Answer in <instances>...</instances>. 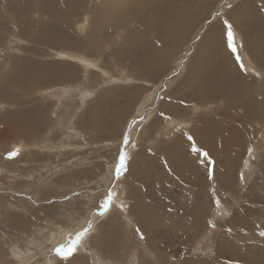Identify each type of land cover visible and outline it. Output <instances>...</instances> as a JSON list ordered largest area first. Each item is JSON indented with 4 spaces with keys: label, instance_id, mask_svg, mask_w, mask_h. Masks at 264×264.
<instances>
[{
    "label": "rangeland",
    "instance_id": "374dc122",
    "mask_svg": "<svg viewBox=\"0 0 264 264\" xmlns=\"http://www.w3.org/2000/svg\"><path fill=\"white\" fill-rule=\"evenodd\" d=\"M128 1L132 4L137 2V0ZM104 2L109 5L107 0H0V117L2 120L0 121V130L7 135L12 133L11 136L17 138L16 141L5 139V142L0 143V166L3 165L0 167V171L3 172H0V196L2 197V199L0 198V209H10V212H2L9 214V218L23 216L21 222L24 224L21 229L15 228L19 231L15 233L8 229L9 226L6 229L5 222L0 217V246H3V249L7 248L4 251V255H6L5 264H83L79 262H86V264H131L132 262V264H198L196 260L199 258L204 259L207 264H211L210 261L218 243L215 237L217 236V240L218 235L221 234L228 237L226 231L228 226L225 224L231 220L232 212H238L234 213L235 219L245 215L239 212L242 205L240 197L256 177L260 163L264 158V102L254 101L260 112V117L254 118L247 124L246 129L249 132L242 133L243 136L249 133L251 142L250 146L248 145L245 149L246 156H243V160L240 161L233 193L231 189H227L223 190L221 194L218 193L215 199L211 195L208 201L211 206L209 208L212 209L210 217L205 216L203 222L202 220L196 221L187 218L189 223L201 222L197 227H189L190 230H194V236L179 234L176 231L178 228L175 229L176 223L168 222L166 227L157 228V231L152 235L155 239V245L161 251H165V255L157 253L147 240L150 235L149 231L146 227L143 231L141 224H138L137 221L140 218L147 219L146 216L150 214L153 216L164 215L163 209L158 208L160 210L158 211L155 209L157 206H155L149 210L143 202L155 200V197H150V192L157 191L153 187L157 177L155 172L157 170L162 172L164 168L170 169V160L167 156H160L165 164L155 167L146 178L142 175L151 169L152 156L150 155L153 152L169 148L179 136H184L187 139L189 136L193 137L191 132L196 127L197 119L201 118L199 122H202L203 119L208 118L214 124L213 133L218 129L221 134L223 129L218 126L219 121L227 122L229 116L234 115V111L225 112L223 110L226 108L225 98H217L211 106H205L202 110L193 109L195 104H204L203 98L195 96L197 86L214 65L221 66L219 71L221 75L220 85L210 88L206 92L207 97L212 98L224 93L228 87L242 85L251 89L254 97L261 98V101L264 100V50L262 46H252L246 27L248 20L256 18L255 20L259 22L257 27L259 31H256L255 28L251 32L254 36H264V0H199L198 5L201 12L190 20L193 25L184 27L177 26L175 23L176 30L171 34L173 41L170 46L165 47L169 52L168 58L161 64L156 62L152 74L144 72L145 59L143 58H151L146 46H149L148 42L152 40L156 46H162L156 42H164V40L151 34L149 24L145 20L134 18L135 13H132L130 28L141 27V31L135 36L139 40L148 41L146 46L140 48L148 55H138L139 52L135 51V46H124L127 45L130 29L109 24V19L115 17L119 12L115 10L102 15L98 14L101 9L100 5H103ZM115 2L120 3L119 0H115ZM245 5L249 6L245 7ZM159 8L157 2L151 5L141 4L136 12L141 11L150 17L157 14L153 25L159 26L161 20ZM123 9L125 10V8ZM108 15L111 17L104 18ZM85 20H88V23L83 31L79 25L86 22ZM224 20L232 25L234 43L237 48L236 53H233L228 46L227 26L223 23ZM57 24L63 27L65 33L66 28L69 27L70 32L78 39L92 35L98 38L101 31L100 26H103L106 31L97 43L100 46H79L76 44L62 46L53 41V33L43 34L44 30ZM216 27H220L221 36H211V30ZM14 34L18 35L15 36ZM15 38L17 40L13 44ZM21 40L23 42H20ZM247 44L249 49H247ZM207 46H209L208 52L204 55L200 54ZM63 50L65 52L70 51L73 55L74 53H81L80 56L96 61L102 69L109 71L111 79L105 80L104 83L100 73L97 72L94 80L95 72H91V86H95L94 83L100 80L101 89L104 87L112 88L117 85L119 89L109 91L110 96L105 94L100 100V90L97 91L85 100L84 108L77 111L76 108L79 107L77 104L81 103L82 97L76 88L80 84L88 87L86 77L82 80L76 77L69 82H60L72 85L68 93V86L62 89V93L61 90L59 91V85L49 89L45 88L46 85L56 82H49V78H55L71 71L69 67L63 64V61L76 63L70 58L61 56ZM237 54L241 57L246 71L239 67V62L236 60ZM10 56L11 58H9ZM229 57H234L235 61L228 63L229 67L225 70V62ZM28 58L34 60L35 63L40 62L39 64L42 65L45 64L43 62H46L45 65L50 63H59V65L47 70V73H43L41 77H37L26 74L24 71L27 68ZM92 70L101 72L96 69ZM127 74H135L141 80L131 81L126 77ZM143 80L148 81L143 82ZM133 83H140L141 85L145 83L146 85L141 89L127 88ZM255 84H258L257 88L252 87ZM177 88L180 89L174 92ZM37 89H39L38 93H36ZM41 90L44 91L42 96ZM64 90L66 91L64 92ZM131 93L134 100L128 101ZM246 96L244 95V97ZM173 97L187 98L184 101L187 107L186 115L178 113L169 115V117L165 116V118L163 115L161 116V105L170 99L175 103L176 99ZM102 104L108 109L106 112H112L107 114L106 118L102 117L103 124L109 126V134L100 133L99 130L85 121L90 109L96 107L102 111ZM37 105L44 109L41 116L47 119L49 124H55L50 115H54V119L58 115L60 123L58 122L57 126L64 125L67 119L74 114L72 117L75 122L74 129L81 131L84 138H74L70 133L62 135L63 132H60L56 137H51L50 133H43L40 138L35 135L34 138L26 141L22 137L21 129L17 125H8L5 117L2 116L7 111H16L15 108L27 111ZM176 107L177 104L175 103L173 109ZM102 113L105 112L102 111ZM114 117H118L116 124L113 120ZM141 117L144 119L141 120ZM153 120L157 121V126L150 127L149 125ZM173 120L177 123L171 125ZM132 121H136V123L133 124ZM109 122L110 125H108ZM167 125L168 128L165 127ZM125 134L130 135V142L126 146L122 145V138ZM210 134L212 132L208 135ZM158 140L159 142H157ZM61 141L68 144L69 150L57 152L55 149L45 147V143L59 145ZM259 142L263 143L260 144ZM174 145L178 147L179 143ZM235 146L236 144L228 139L222 142L216 140L212 142V147L221 158L218 167L222 169L232 161L236 154ZM187 149H189L188 144ZM121 151H127L130 159L127 164V171L117 179L114 175V168L116 157ZM12 152H18V154L9 157V153ZM201 152L203 151L200 150L199 154ZM171 153L175 154L173 151ZM250 153L252 154L250 155ZM20 158L22 160L20 161L21 165L18 163ZM134 159L137 163H132ZM8 164L9 167H7ZM131 165L132 167L135 165L133 167L135 172L142 171L144 168L147 172L144 170V173L134 174L136 178L133 175L130 176ZM245 167L251 169L248 181H246ZM171 171L173 175L179 173L174 167ZM221 173L223 172H217L219 176H222ZM241 174H243V179L240 178ZM132 177L133 180H131ZM179 180L180 184L176 185L169 193L171 197L160 194L166 200L163 203L175 202L176 199L183 202L188 197V190L196 187L194 183L184 180L181 176ZM116 185L121 187L119 193L115 192L117 191L115 190ZM181 190L185 191L183 198L182 194L178 193ZM112 192H115L113 202L117 201V203L115 202L114 208L110 207V211H105L103 202L107 195H111ZM77 193L79 195H76ZM231 193L235 194L234 198H232ZM217 198L221 201L219 205L216 203ZM136 200L138 203L135 202ZM26 211L28 217L24 216L23 212ZM101 212L105 215L104 218L100 214ZM172 213H177V211L172 210ZM180 214L186 216V211L182 209ZM213 216L215 217L213 218ZM255 216L264 217L259 213H256ZM250 217L256 220L254 216ZM212 219L214 220L212 221ZM88 222H91L93 227L82 241L87 237L86 242L91 249L87 248V254H82L78 249L83 243L81 241L73 256L68 259L61 258L55 252V248L60 245H71L75 233L85 227ZM137 228L140 230L139 232L136 231ZM167 228L175 231H168ZM200 230H204V232L197 233ZM140 232L143 233V239H141ZM118 234H120L119 237ZM196 235L198 240L193 238ZM61 238L65 239L63 244H55L54 241ZM160 256H164L166 261H161V263ZM258 262L264 264V260H258ZM224 263L225 260H218V264Z\"/></svg>",
    "mask_w": 264,
    "mask_h": 264
},
{
    "label": "bare ground",
    "instance_id": "6f19581e",
    "mask_svg": "<svg viewBox=\"0 0 264 264\" xmlns=\"http://www.w3.org/2000/svg\"><path fill=\"white\" fill-rule=\"evenodd\" d=\"M107 1L109 2V5L106 4V2H104L103 5H100L101 9L98 11V14L102 15V14L114 12L115 10L117 12H119V14H117L115 17L110 18L109 19L110 22L109 21L108 22L110 25H116V26H119L120 28L126 27V28L130 29L129 36L127 39V45H124V46H132V47L135 46V48L137 49V50L135 49V51L139 52L138 55L146 56L149 54L151 56V58H149V57L143 58V59H145L144 72L147 74H152L151 72L155 70L154 65L156 62H159V64H161L165 60H167L169 52H168V50L165 49V47L170 46L172 41H173V38H172L173 35H171V34H173L176 30V26H174L175 23L177 26L191 27L193 24L190 20L192 18L196 17L201 12V8L198 5L199 0H137L136 4H132L128 0H119L120 3H118V4L115 2V0H107ZM154 2H157V5L160 7L159 8L160 9L159 16H160L161 20H160L159 26L153 25V21H155L157 14H154L153 16L150 17L144 13H141V11L136 12L139 5H141V4L151 5V4H154ZM170 2H171V4H170ZM246 6L247 5H245V7ZM123 8H125V10ZM132 13H135L134 18H138L140 20H145L149 24V28H150L149 31L151 30L150 31L151 34L157 35L159 38H162L164 40V42H161V41L156 42L158 45H162V46H156L154 43V40L148 42V41H144V40H139L138 37L135 36L136 34H138L141 31V27L130 28L132 25V17H131ZM109 17H111V16L108 15L107 17H104V18H109ZM255 19L256 18H254V19L252 18L251 20H248V22L246 24V27L248 30V35H249V40H250L252 46H262L263 50H264V36H256V35L254 36L251 32V30H254L255 28H256V31H259V28H257L259 26V22H257ZM87 23H88V20L86 22L80 23V25H79L80 29H82L84 31ZM28 24H29V22H28ZM27 26H24V27H27ZM100 29H101V31H100V35H98L99 36L98 38H95V35H92L89 37L78 39V38H76V36L73 33L70 32L69 27L66 28V33L63 32V27L60 24L53 25L49 29L44 30L43 34L53 33V37H52L53 41L61 44L62 46L73 45V44H76L79 46H100L97 43L100 41V37H102L104 32L106 31L103 26H100ZM21 30H22V28H21ZM211 32H212L211 36H221L222 35L220 27H216L214 30L212 29ZM14 35H12V36H14ZM17 35H15V36H17ZM33 35H34V33H33ZM72 35H73V37H72ZM18 38H19V36H18ZM16 40L17 39L15 38L13 41V44H15L14 42ZM10 42H12V41H10ZM20 42H23V41L21 40ZM147 42L149 43V46H146ZM18 44H20V43H18ZM22 44H24V43H22ZM142 46L148 47V50H147L148 54L146 52H144V50H140V48H142ZM247 49H249L248 44H247ZM208 50H209V46H207V48L203 52H201L200 54L204 55L208 52ZM62 53L63 54L61 56H65L67 58H70V59L74 60L76 63H74V62L71 63L69 61H65V62L63 61V64L66 65L67 67H69L71 69V71L69 73H66V74H60L55 78H49L48 79L49 82H51V81H56V82L53 84L46 85L45 88L49 89L50 87H53L55 85H59L58 86L59 91L61 90L60 92L62 93L63 92L62 89H64V87L68 86L69 87V89L67 88V93H68L70 91V87L72 85L64 84V83H60V82H69V81L74 80L76 77L79 80H82V78L86 77L85 80L88 81V82H86L88 87L82 86L80 84L78 86V88H76L82 97L81 103L79 102L80 104H77L79 106L76 108L77 111L83 109L84 105H85V100L88 97L92 96L93 94L97 93V91L100 90V92H99V100H100L105 94L108 95L109 91H112L113 89H119L118 85L115 87H112V88L104 87L101 89L102 85L99 84L100 80H98L94 83V85L96 84L95 86H91V84H90V82H91V80H90L91 74L90 73L91 72H95V75L93 76L94 80L96 79L97 72L100 73L102 78H103L102 80L104 83L105 80L111 79V75L109 74V71L107 69L106 70L102 69L99 66V63H97L96 61L90 60L89 58H87L85 56H80L81 53H79V54L74 53V55H73L70 51L65 52L64 50L62 51ZM9 58H11V56ZM9 61H10V59H9ZM234 61H235L234 57H232V58L229 57L225 62L226 65L224 66V69L226 70L229 67L228 63L234 62ZM39 63L40 62L35 63L34 60H30L28 58L27 68H26V70H24L26 72V74L41 77L43 73H47V70H50L53 67H58V65H59V63H50L47 65H45L46 62H43V63H45L44 65L39 64ZM220 67L221 66H219V65H214L211 68V70L209 71V73L206 76H204L202 78V80L200 81V83L198 84L197 94L195 96L203 98L204 104H200V103L195 104V105H193V109L202 110L205 108V106H211V104H213L212 102L215 101L217 98H225L224 104H226V108L223 110L225 112L234 111V115L229 116L227 122L226 121H219L220 124L218 126L222 127V129H223L222 133L220 134L218 129L216 132L213 133V130H214L213 122L211 120H209L208 118H205L202 120V122H199V119H201V118H199L196 121V127H194L193 131L191 132V134L193 135V138H194V143H193V141H189L184 136H179L178 139L174 140V142L171 144L170 147L167 146L169 148H163L161 150H158L155 153L153 152V154L150 155V156H152V159L150 161L151 162V169L148 172L146 170L149 163L147 164L146 169L144 168V170H146L145 172H147V173H144L143 172L144 170L135 172V168L133 169V167L135 165L133 167L131 165V170L129 168L130 173H131L130 176L133 175V177H135L134 174L144 173L142 175V177L146 178L147 175H149L150 173L153 172V169L155 167H160V164H165L164 161L161 160L160 156H167L168 160H170V164H169L170 167L167 166L170 169L164 168L162 170V172H160L159 170H157V172H155L157 177L155 179V186H153V187H155L157 191H154L153 193L150 192L151 193L150 197H155V200L153 201L154 203L153 202H143L149 210L153 209L155 206H157L155 208L157 210H158V208L163 209L162 212L164 213L165 218H164V215L163 216L158 215L159 216L158 217V216H153L150 214V215L146 216L147 219L144 220V219L140 218L139 221H137L138 224H141L143 231H145L144 227L147 228V230L150 233L147 240L152 244L153 248L160 255H162V254L165 255V251H161L159 249V247L155 245V239L153 238V235H152L153 233H155L157 231V228L166 227V224H168V222L169 223H176L177 225H176L175 229L178 228V229H176V231L179 234H182L183 236H189V235L194 236V234H195L194 230H190L189 227L190 226L197 227V225L198 224L200 225L201 222L200 223L199 222L189 223L187 218H190V219L196 220V221L202 220V222H203L205 216L210 217V212L212 209L209 208L210 202H208V201H209L211 195L215 199L216 196L218 195V193L221 194L223 192V190H227V189H231L232 193H233V191H234L233 186L235 185L234 181L236 178V174H237V171L239 168L240 161L243 160V156H246L245 149H247V146L251 142L250 134L248 133L247 135L243 136L242 133L248 131V129H246V126L250 121H252L254 118L260 117V112L258 111L257 105H256V103H254V101L260 100L259 102H264V100L261 101L262 100L261 98L254 97V95L252 93L253 91L251 89L245 88L242 85H234V86L228 87L226 92L218 94L217 96H214L212 98H209L206 96V92L210 88L220 85V79H221V75L219 74ZM2 69H4V68H2ZM92 69L100 70L101 72L95 71ZM2 75H3V73H2ZM126 77H128V79H130L131 81L141 80L135 74H133V75L127 74ZM147 81L148 80H143V82H147ZM144 85H146V84L142 83V85H141L140 83H133L130 87L127 86V88H133V89H139L140 88L141 89ZM257 85L258 84H255L254 86L252 85V87H256ZM250 87H251V85H250ZM40 89H42V88H40ZM179 89L180 88H177V90H174V92H177ZM65 91L66 90H64V92ZM38 92H39V89H37L36 93H38ZM42 92L44 93V91L41 90V96L43 94ZM244 95H247V96L244 97ZM109 96H110V94H109ZM173 98L176 99L175 103L177 104V107L175 109H173V105L175 103L172 102V99H170L169 101L168 100L165 101L164 103H162L161 109H160V112L163 113V116L169 117V115L178 114V113L179 114L181 113V115L182 114L186 115L187 107H186L184 101L187 98L186 97H183V98L173 97ZM132 100H134V98L132 97V93H131V94H129V100L128 101H132ZM102 108H103L102 111H104L105 113H102V111L98 110L96 107L91 108L90 111L92 113L90 111L88 112V115H87L85 121L88 122L95 129L99 130L100 133L105 132L104 134H107V133L109 134V126L107 127V125L105 126L103 124L102 117L106 118L107 114H110L112 112H110V111L106 112L108 109L105 107L104 104H102ZM14 110H16V111H12V112L7 111V113L5 112L2 116L5 117L8 125H17L21 129L22 137H24L26 141L34 138L35 135L39 136V138H40L43 136L42 135L43 133H45V134L50 133L51 137H56L58 135V133H60V132L61 133L63 132L62 135L65 133L66 134L70 133V134H72V136H74V138L75 137L80 138V139L84 138V135L82 134L81 131H79L78 129H77V131H75V129H74L75 128V126H74L75 122H74V119L72 118V117H74V114L72 115V117L67 119V121L65 122L64 125L57 126L58 122H59L58 121L59 120L58 115H56V117H55V119L58 118L57 120L54 119V115L53 116L50 115V118L55 121V124H53V123L49 124L48 120L41 116V112H44V109H42L39 105H37L36 107L31 108L30 110H27V111H23L22 109H18V108H15ZM54 110H55V108H54ZM197 111H195V113H197ZM139 112H140V110H139ZM180 117H183V116H180ZM161 119H162V117H161ZM113 120L115 121L114 122L115 124L118 123V117H114ZM0 121H2L1 117H0ZM171 123H172L171 125H173L174 123H177V121L173 120ZM110 124L111 123L109 122L108 125H110ZM150 124H151V125H149L150 127H155V126H157L156 125L157 121L153 120ZM165 127L168 128V125ZM255 130L258 132L257 129H255ZM211 132H212V134L208 135ZM173 133H174V131H173ZM11 135H12V133L7 135L2 130H0V143L5 142V139H11L13 141H16L17 138L15 136H11ZM263 138H264V136H263ZM226 139H228L230 142L236 144V146H235L236 154L234 155L232 161L226 167L221 169V167H218V163H219V160L221 158L216 153L215 149L212 147V142L214 140L222 142ZM160 140H161V138H160ZM9 142H11V141H9ZM157 142H159V140ZM246 142H248V143L246 144ZM175 143H179V146L176 147L174 145ZM262 143H260V144H262ZM187 144L189 145V149H187ZM16 146H17V144H16ZM45 147L55 149V150H57V152L69 150L68 144H66L64 141H61L59 143V145H53V143H49V144L45 143ZM195 149H200L203 152L207 151L209 153L211 160L215 162L214 166L211 169L209 168L208 161H206L205 157L203 156V152H201L199 154L198 152L195 151ZM171 151L175 152V154H172ZM4 153H5V151H4ZM47 153H49V152H47ZM49 154H52V153H49ZM251 154L252 153H250V155ZM16 157L18 158L19 156H16ZM223 158H225V157L223 156ZM258 160H259V158L257 159V162H258ZM20 161H22L21 158L18 162L19 164H20ZM135 162H136V160L134 159L132 163H135ZM2 166H0V167H2ZM7 167H9V164ZM172 167H174L179 173L173 175L172 171H171ZM217 172H223V173H221L222 176H219L217 174ZM250 172H251V169H248L247 167H245L246 181L249 180L248 175H250L249 174ZM1 173H3V172H1ZM9 173H11V172L9 171ZM180 176L184 180H188V181L194 183L196 185V187L194 189L188 190V192H187L188 197L183 202H181L179 199H176L175 202H169V203L167 202L166 204L163 203V201H166V200H164L160 194H164L166 196L171 197V195L169 193L171 192V190L176 185L180 184V180H179ZM133 177L131 180H133ZM140 177H141V175H140ZM120 188H119V185L118 186L116 185L115 190H117V191H115V192L119 193ZM136 190H137V188H136ZM210 191H211V193H208ZM178 193L180 195L182 194V198L185 196L184 190L183 191L181 190ZM232 193H231V196H232V198H234L235 194H232ZM226 194H227V192H226ZM118 197L120 198V196H118ZM0 198L2 199L1 196H0ZM240 198L242 200V201H240V202H242V205L240 208L241 211H239V210L238 211L242 215L243 214H245V215L242 218L240 217V218L235 219L234 213H238V212H234V213L232 212L231 213V220L227 224H225V226H228V229L226 230L228 233V237H225L222 234L218 235V240H217V236L215 237L216 241L218 243L216 245L217 249H215L214 256H213L212 260L210 261L211 264H218V260H225L224 264H261V262H258V260H264V217L255 216L256 213L262 214L264 216V158H263L262 163H260L259 170L257 171L256 177L248 185L244 194H242V196ZM236 200H238V199L236 198ZM115 202L117 203V201H115ZM115 202H112L111 207H113L116 204ZM135 202H137V200ZM227 203L230 204V202H227ZM173 206H176V208H173ZM47 208H48V206H47ZM182 209H184L186 211V214H185L186 216L183 215L184 213L180 214V211ZM229 209H230V207H229ZM172 210L177 211V213H172ZM3 211H6V212L9 211L10 212V209H7V210L5 208H3V210L0 209V217L4 220L3 222H5L4 224L6 226V229L9 226L8 229H10L12 232L18 233L19 231L16 229H21L24 226V224L21 222L23 216L19 215L18 218H15L14 216H12V218L11 217L9 218L10 215L9 214H3L2 213ZM158 211H160V210H158ZM223 211H224V209H223ZM162 212H160V213H162ZM23 213H24V216L28 217L27 211L23 212ZM216 213H217V211H216ZM153 214L155 215V213H153ZM250 216H254L256 218V220H253V218H251ZM40 217H41V215H40ZM104 217H105V215H103V218ZM214 217L215 216H213V218ZM213 220L214 219H212V221ZM32 222H34V221H32ZM207 222H208V220H207ZM205 224L207 225V223H205ZM167 229H168V231H171V232L175 231V230H171L169 228H167ZM203 232H204V230H200L197 233H203ZM119 235L120 234H118V237H119ZM240 236H242L243 238H241ZM193 238L197 239L198 236L196 235ZM247 238H249V239H247ZM18 239H19V237H18ZM199 239H200V237H199ZM256 239H258V240L256 241ZM63 240H65V239L61 238V239H58L57 241H54V242H55V244H57V243L61 244L63 242ZM86 240H87V237L84 241H82L83 243H81V245L78 247L79 251L82 252V254H87L86 253L87 248L91 249V247H89L87 245ZM199 241H201V240H199ZM66 242H68V241H66ZM132 245H131V247H132ZM231 247H234V248H231ZM229 248H231V249H229ZM6 249L5 248L3 249V246H0V264H5L6 255H4V251H6ZM94 251L96 252L95 249H94ZM150 255H151V253H150ZM159 259H160V262L166 261L164 256H160ZM169 259H170V257H169ZM96 261L98 262L97 258H96ZM196 261H198L197 262L198 264H207V262L204 259L199 258ZM131 262H132V259H131ZM79 263L86 264V262H79ZM7 264H9V263H7ZM192 264H194V263H192Z\"/></svg>",
    "mask_w": 264,
    "mask_h": 264
},
{
    "label": "snow or ice",
    "instance_id": "6c2138e0",
    "mask_svg": "<svg viewBox=\"0 0 264 264\" xmlns=\"http://www.w3.org/2000/svg\"><path fill=\"white\" fill-rule=\"evenodd\" d=\"M223 23L227 26L228 46L231 48L233 53H236L237 48L234 43V32L232 30V25L227 20H224ZM236 60L239 62V67L242 70L246 71L245 66L239 54L236 55ZM161 115H163V113H161ZM140 119L143 120L144 118L141 117ZM132 123L135 124L136 121H132ZM188 139L189 141H193L194 143V138L192 136H189ZM129 142H130V135L125 134L122 138V145L126 146L129 144ZM195 150L198 153L200 152V149H195ZM249 151H251V149H249ZM17 154L18 152L9 153V157L15 156ZM203 156L208 161L209 168L211 169L214 166L215 162L211 160L209 153L207 151L203 152ZM129 159L130 157L127 151H121L118 154V156L116 157V164L114 168L115 178L119 179V177L127 171V164H128ZM240 178L243 179V174H241ZM76 195H79V193H77ZM114 197H115V192H112L111 195H107L106 199L103 202V209L105 211L110 209L112 202L114 200ZM216 203L217 205H219L220 203L219 198H217ZM121 207H123V205H121ZM100 214L103 215V212H101ZM212 226L215 227V225H212ZM92 227H93L92 223L88 222L85 227H82L78 232L75 233V238L72 240L71 245H60L57 248H55V252L58 253L59 256L63 259H68L69 257L73 256L77 251V246L81 243L83 238L88 235ZM136 231L139 232L140 230L137 228ZM140 236H141V239L144 238L142 232H140Z\"/></svg>",
    "mask_w": 264,
    "mask_h": 264
}]
</instances>
